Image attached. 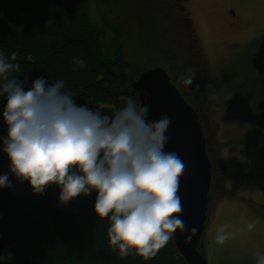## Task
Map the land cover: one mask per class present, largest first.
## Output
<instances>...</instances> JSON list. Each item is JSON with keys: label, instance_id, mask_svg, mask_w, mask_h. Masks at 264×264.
Instances as JSON below:
<instances>
[{"label": "trees", "instance_id": "1", "mask_svg": "<svg viewBox=\"0 0 264 264\" xmlns=\"http://www.w3.org/2000/svg\"><path fill=\"white\" fill-rule=\"evenodd\" d=\"M167 2L138 0L143 15L140 12L137 22L122 27L121 21L107 18L113 14L112 0H0V49L6 56L17 53L21 79L27 77L29 85L39 76L48 78L49 83L62 79L65 88L75 94L77 104L87 103L110 115L123 106L122 95H131L139 103L130 82L149 68L137 70L145 62L136 55V37L146 35L142 53L156 63L155 67L161 66L169 73L203 123L205 115H209L204 101L210 78L206 74L204 47L198 32L191 27L183 0H174L175 9L177 5L181 7L176 15ZM99 8L109 9L110 13L103 17ZM124 30L131 34L127 51ZM185 33L190 40L187 46L171 43L172 36L180 39ZM260 38L254 42L260 39L254 65L258 95L255 92L254 96L260 102L264 123V35ZM73 57L85 60L83 70H73ZM189 77L193 78L190 86L184 83ZM3 103L0 99V112ZM6 133L7 126L0 118V135ZM251 133L249 130L244 134ZM208 140L213 162L212 193L223 199L231 174ZM253 149L262 150L259 146ZM9 163L7 154L0 150V174L8 171ZM9 177L13 186L0 188V254L10 251V264H188L177 252L173 239L149 260L135 254L121 258L109 245L107 219H98L94 211L95 191L58 206L59 188L55 185L39 194L32 191L27 181L20 183L11 173ZM200 250L206 256L204 242Z\"/></svg>", "mask_w": 264, "mask_h": 264}, {"label": "clouds", "instance_id": "2", "mask_svg": "<svg viewBox=\"0 0 264 264\" xmlns=\"http://www.w3.org/2000/svg\"><path fill=\"white\" fill-rule=\"evenodd\" d=\"M85 66L83 58L73 57L74 71ZM22 74L17 53L6 56L0 49V118L7 126L0 150L10 161L0 188L13 186L9 173L27 181L34 193L55 185L58 206L95 191L94 211L107 219L109 245L121 258L135 254L149 260L177 230L188 232L185 243L191 242L197 229L174 215L182 212L177 193L185 165L176 152L165 151L167 115L149 119L150 106L131 95H122L123 106L110 115L102 114L98 107L77 104L62 79L49 83L39 76L29 85ZM192 82L184 79L188 86ZM231 236L221 226L215 240L223 244ZM11 259L10 251L0 254L3 264ZM253 264H264V250L255 252Z\"/></svg>", "mask_w": 264, "mask_h": 264}, {"label": "rangeland", "instance_id": "3", "mask_svg": "<svg viewBox=\"0 0 264 264\" xmlns=\"http://www.w3.org/2000/svg\"><path fill=\"white\" fill-rule=\"evenodd\" d=\"M137 1L112 0L113 14L107 18L121 21L122 27L125 23L132 26L143 11ZM168 1L174 15L180 12L174 0ZM183 4L189 10L191 27L202 41L206 74L210 75L204 101L209 115H205L203 124L212 131L204 127L206 137L211 140L214 134L213 148L231 174L225 185L227 195L217 199L212 193L210 219L202 238L206 258L208 264H253L255 252L264 250V123L260 102L254 96L258 91L256 43L264 35V0H183ZM98 11L103 17L110 13L109 9ZM124 31L127 51L131 34ZM136 38V55L145 62L137 70L155 67L156 63L141 50L147 44L146 35ZM170 41L187 46L190 40L185 33L180 39L172 36ZM234 121L241 123L236 125ZM249 130L251 134H244ZM257 146L262 150L253 149ZM249 223L254 224L251 230L247 228ZM221 226H226L232 236L218 244L215 235Z\"/></svg>", "mask_w": 264, "mask_h": 264}, {"label": "water", "instance_id": "4", "mask_svg": "<svg viewBox=\"0 0 264 264\" xmlns=\"http://www.w3.org/2000/svg\"><path fill=\"white\" fill-rule=\"evenodd\" d=\"M234 13V11H232ZM139 103L150 106L149 119L163 115L170 119L167 135L170 140L165 151L176 152L184 163V173L179 180L178 195L182 212L174 213L186 228L197 229L191 242L185 243L188 232L174 234V246L188 264H208L200 250L202 237L210 219L213 162L208 154V139L197 109L175 85L167 71L161 67L144 70L130 82Z\"/></svg>", "mask_w": 264, "mask_h": 264}, {"label": "bare ground", "instance_id": "5", "mask_svg": "<svg viewBox=\"0 0 264 264\" xmlns=\"http://www.w3.org/2000/svg\"><path fill=\"white\" fill-rule=\"evenodd\" d=\"M168 73V72H167ZM169 74V73H168ZM170 76V75H169ZM171 77V76H170ZM172 79V78H171ZM173 81V80H172Z\"/></svg>", "mask_w": 264, "mask_h": 264}, {"label": "flooded vegetation", "instance_id": "6", "mask_svg": "<svg viewBox=\"0 0 264 264\" xmlns=\"http://www.w3.org/2000/svg\"><path fill=\"white\" fill-rule=\"evenodd\" d=\"M209 134V133H208Z\"/></svg>", "mask_w": 264, "mask_h": 264}]
</instances>
